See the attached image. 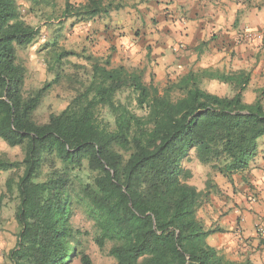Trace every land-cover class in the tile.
<instances>
[{"label": "trees", "instance_id": "1", "mask_svg": "<svg viewBox=\"0 0 264 264\" xmlns=\"http://www.w3.org/2000/svg\"><path fill=\"white\" fill-rule=\"evenodd\" d=\"M32 1L54 7L46 14L51 25L56 0ZM123 2L65 0L61 20L88 22ZM41 35L17 0H0V138L24 151L21 161L0 158V170L12 171L6 185L16 191L20 227L6 264H71L75 258L94 264L71 225L75 205L89 206L99 242H112L116 264H254L210 244L219 229L208 227L201 212L214 180L199 190L185 166L194 150L201 164L228 179L248 168L264 136V91L244 99L247 72L191 68L160 86L150 53L145 66L114 65L110 54L62 49L57 33L44 46L53 80L25 94L28 69L19 50ZM69 56L84 58L86 68L70 63L83 73H65ZM64 79L74 96L47 122H37L42 100ZM214 84L233 94L208 88Z\"/></svg>", "mask_w": 264, "mask_h": 264}, {"label": "crops", "instance_id": "2", "mask_svg": "<svg viewBox=\"0 0 264 264\" xmlns=\"http://www.w3.org/2000/svg\"><path fill=\"white\" fill-rule=\"evenodd\" d=\"M123 3L119 9L84 22L89 39L106 48L99 57L110 54L114 61V49L119 43L126 46L127 59L140 55L144 62L150 53L158 64L159 78L167 72L172 76L174 71L181 70L183 74L191 68L246 71L249 82L243 91L244 99L251 102L264 91V38L243 39L247 26L264 33V0ZM180 43L186 48L175 52L173 47ZM206 170L209 174L210 169ZM213 179L210 201L201 212L208 227L219 229L209 238L210 244L231 259L248 257L254 264H264V234L257 232V224L264 221V136L245 171L234 174L232 179L216 173ZM198 189H205V182Z\"/></svg>", "mask_w": 264, "mask_h": 264}, {"label": "rangeland", "instance_id": "3", "mask_svg": "<svg viewBox=\"0 0 264 264\" xmlns=\"http://www.w3.org/2000/svg\"><path fill=\"white\" fill-rule=\"evenodd\" d=\"M21 12L26 16L28 21L41 28V39H38L36 43L26 49L19 50V58L26 65L28 71L26 81L24 85V92L28 94L38 88L43 87L46 83L50 82L54 78V73L51 71V55L48 49H44L46 42L52 39L54 35L60 33V46L62 49L68 51L81 52L86 49L87 53L93 55H101L105 52L106 48L103 45L97 43L94 44L91 36L88 34V25L84 22L72 25V19L61 20L62 10L65 0H56L55 17L51 20V25L46 22V14L54 9L52 5L39 6L32 0H17ZM75 4L84 2V0H71ZM31 7H36L38 11H31ZM61 27V28H60ZM58 29H61L58 31ZM124 34V32H122ZM126 46H122L117 43L114 49V65L124 64L131 67L145 66L146 59L141 60L143 57L137 55L132 58L125 56ZM138 50V49H137ZM109 51V50H108ZM107 51V52H108ZM65 73H72L74 71L83 73V69L80 70L74 68L70 63H77L80 67H85L87 62L82 57L69 56L64 60ZM176 73V74H175ZM182 71H174V73L161 74L160 78L155 76V81L163 86L166 82L176 76H179ZM170 76V78H169ZM158 77V79H157ZM172 77V78H171ZM70 82L64 79L60 84H55L50 89L48 94L42 100L40 106L35 112V119L39 123H44L49 120V117L53 113H59L63 110L69 101L74 96V91L70 88ZM209 89L217 92L221 95L231 94V89L227 85H209ZM194 150L190 151V156L185 163L187 168H190L194 172V176L191 182L195 183L197 187H200L205 182L206 178L213 179L216 174L211 170L209 166L201 164L194 156ZM7 157L11 161H21L24 158V151L20 146H9L0 138V158ZM210 169L207 174L206 169ZM20 171H18L19 173ZM12 173L11 170H0V196L3 197L0 202V264H6L8 262L7 254L17 242V235L19 232V224L15 217L18 200L16 199V191L10 193L7 189V179ZM87 172H79V176L85 179ZM214 180V179H213ZM71 225L73 231L76 232L77 237L80 239L81 250L90 255L94 264H116L115 259L110 256L109 250L112 246V242L105 240L103 243L99 242L101 235L97 228L95 221L92 217L90 208L88 205H75L73 208V215L71 219ZM71 264H82L79 258H75Z\"/></svg>", "mask_w": 264, "mask_h": 264}, {"label": "built area", "instance_id": "4", "mask_svg": "<svg viewBox=\"0 0 264 264\" xmlns=\"http://www.w3.org/2000/svg\"><path fill=\"white\" fill-rule=\"evenodd\" d=\"M256 38H264V33L257 32V31H255V30H253L247 26L244 29L243 39L246 41H250V40H253ZM173 48H174L175 52H179V51L185 49L186 45L184 43H180L178 45H175ZM257 232L259 234H264V221L263 222L261 221L257 224Z\"/></svg>", "mask_w": 264, "mask_h": 264}]
</instances>
